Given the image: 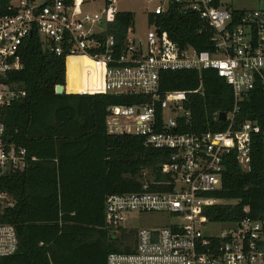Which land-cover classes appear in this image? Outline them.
Wrapping results in <instances>:
<instances>
[{
    "label": "built area",
    "instance_id": "2783aa9c",
    "mask_svg": "<svg viewBox=\"0 0 264 264\" xmlns=\"http://www.w3.org/2000/svg\"><path fill=\"white\" fill-rule=\"evenodd\" d=\"M90 1H10L8 14L0 16V109L25 96L22 85L11 82L9 75L22 69L18 52L32 31L44 48L64 59L66 91L67 59L93 62L101 73V88L67 93L146 98L147 102L139 105L109 107L107 132L138 136L146 148L168 154L161 170L169 179L158 183L167 190L150 191L145 183L142 192L108 195L104 219L115 236L120 235V229L132 230L124 225L131 221L129 214L165 212L171 223L134 230L132 251L110 253L106 264H264V213L257 219L245 216L226 223L229 228L218 235L206 228L213 223L204 214L206 207L220 202L210 193L221 190L228 157L234 154L240 165L241 161L248 163L251 136L260 133L255 123L237 124L236 117L246 95L257 86L264 89V10L222 8L220 0H149L154 6L147 20L173 6L195 13L212 30L211 50L179 46L151 23L153 29L144 42L130 37L132 26L118 49L114 38L106 35L109 18L120 14L118 0H103L98 11L85 9ZM79 67L90 82L91 69L80 63ZM205 70L214 71L231 88L233 108L225 113L224 121L217 114V119L226 123L223 130L181 132L177 120L189 118L184 109L188 92H162L161 74ZM3 135L0 123V176L22 172L39 161L24 148L5 145ZM3 207H13V201L0 190V209ZM152 232L156 233L154 240ZM17 249L15 228L0 223V258L15 254Z\"/></svg>",
    "mask_w": 264,
    "mask_h": 264
},
{
    "label": "trees",
    "instance_id": "16d2710c",
    "mask_svg": "<svg viewBox=\"0 0 264 264\" xmlns=\"http://www.w3.org/2000/svg\"><path fill=\"white\" fill-rule=\"evenodd\" d=\"M10 1L0 0V16L8 14ZM148 23L166 31L179 46L211 50V28L179 6L159 16L149 15ZM132 26L131 13L117 14L109 18L106 35L114 38L119 49ZM18 56L23 67L9 80L20 83L25 96L0 109L3 142L26 149L39 161L22 172L0 176V190L13 201V207L0 209V223L15 228L20 251L0 258V264H106L110 253H130L131 247L120 246L123 240L133 239L135 231L120 229L116 237L107 228L105 198L142 192L145 183L150 191H166L158 183L169 179L161 170L168 154L146 148L138 136L109 134L106 117L111 106L139 105L147 99L67 93L64 59L44 48L35 31L23 41ZM78 63L68 58L67 72ZM160 89L188 92L184 109L189 118L177 120L181 132L225 128L217 114L232 110L233 95L214 71L165 72ZM244 121L255 123L260 133L251 136L246 171L234 154L228 157L222 188L210 193L225 203L204 211L211 223L237 222L245 216L257 219L264 213L262 87H255L240 103L236 123Z\"/></svg>",
    "mask_w": 264,
    "mask_h": 264
},
{
    "label": "rangeland",
    "instance_id": "374dc122",
    "mask_svg": "<svg viewBox=\"0 0 264 264\" xmlns=\"http://www.w3.org/2000/svg\"><path fill=\"white\" fill-rule=\"evenodd\" d=\"M220 2L222 8H231L244 11L264 10V0H220ZM103 4V0H92L87 3V5H85V9L98 11L103 6ZM153 6L154 3L149 2V0H118L117 10L120 13H131L133 15V27L130 30V37L132 39H137L144 42L147 32L153 29V27L149 26L147 20V13L151 11ZM72 75L75 77L76 73H73ZM75 86L77 90L90 91V88L83 82L76 83ZM241 167L243 171H246L248 167L247 163L245 161H241ZM223 203H225V201L219 202V204ZM128 217L131 219V221L125 222L124 225L128 229L132 230L162 228L168 226L172 221L171 216L165 212L129 214ZM206 228L209 230V232H211V234L218 235L220 233L226 232L227 228L229 227L226 223H213L206 226ZM121 243V249H124L125 245L133 249V245L135 244L134 239H126Z\"/></svg>",
    "mask_w": 264,
    "mask_h": 264
},
{
    "label": "bare ground",
    "instance_id": "6f19581e",
    "mask_svg": "<svg viewBox=\"0 0 264 264\" xmlns=\"http://www.w3.org/2000/svg\"><path fill=\"white\" fill-rule=\"evenodd\" d=\"M70 58L75 59V61H79L80 65H82L83 67L90 68L92 73H91V78H90L91 81L88 82V81H86V79H84V75H85V77H87L86 73L84 74L79 66L68 69V72H67V91L73 92V93L79 92L80 90L79 89L77 90L75 88L76 87L75 84L79 83V82H83L84 84H86L90 88V91L99 90L101 88L100 87L101 73H99V74L97 73L96 65L89 60H83V59L80 60V59L75 58V57H70ZM73 73H76L75 77H73V75H72ZM97 81H99V86L97 84Z\"/></svg>",
    "mask_w": 264,
    "mask_h": 264
},
{
    "label": "water",
    "instance_id": "95a60500",
    "mask_svg": "<svg viewBox=\"0 0 264 264\" xmlns=\"http://www.w3.org/2000/svg\"><path fill=\"white\" fill-rule=\"evenodd\" d=\"M101 27L103 26L102 24L100 25ZM219 120L220 121H224L225 120V113H219ZM207 234V232H205V235ZM152 235H153V240H154V236H156V233L155 232H152ZM19 249H17L16 253H19Z\"/></svg>",
    "mask_w": 264,
    "mask_h": 264
}]
</instances>
